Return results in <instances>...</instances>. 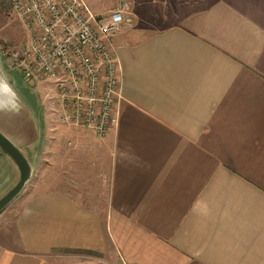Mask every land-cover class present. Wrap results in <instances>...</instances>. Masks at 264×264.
I'll return each mask as SVG.
<instances>
[{"label":"crops","instance_id":"crops-1","mask_svg":"<svg viewBox=\"0 0 264 264\" xmlns=\"http://www.w3.org/2000/svg\"><path fill=\"white\" fill-rule=\"evenodd\" d=\"M190 4L116 35V128L65 125L64 182L51 141L50 177L22 199L13 244L0 232V264H264V0ZM8 71L23 78L0 57V126L20 125L34 171L46 123L15 119L37 113Z\"/></svg>","mask_w":264,"mask_h":264},{"label":"built area","instance_id":"built-area-1","mask_svg":"<svg viewBox=\"0 0 264 264\" xmlns=\"http://www.w3.org/2000/svg\"><path fill=\"white\" fill-rule=\"evenodd\" d=\"M26 39L1 48L9 66L28 79L56 87L58 121L105 137L116 128L121 66L114 40L134 21L124 2L97 13L85 0H13Z\"/></svg>","mask_w":264,"mask_h":264},{"label":"rangeland","instance_id":"rangeland-1","mask_svg":"<svg viewBox=\"0 0 264 264\" xmlns=\"http://www.w3.org/2000/svg\"><path fill=\"white\" fill-rule=\"evenodd\" d=\"M13 0H0V51L1 48L14 47L26 39V32L21 24V22L16 18L12 9ZM88 6L97 13L110 12L114 9L120 7L124 2L129 6L130 11L134 14V21L132 26L135 24L145 25L147 27H154L152 25L158 24V26H165L174 21H177L178 17L175 14L178 6L182 4H187L189 1L190 5L198 7L203 5L207 0H85ZM147 30V31H146ZM139 32V35H145L151 30L146 29ZM1 59L3 57L0 54ZM9 76L12 74L8 71ZM16 80V87L18 89L19 96L23 97L24 102L22 105L27 108L30 105L34 108L36 114L35 116L24 113L21 107L17 108V112H14L15 119L27 122L26 124L32 125L35 123H40L39 120L46 123V127L43 126L46 132L45 142L42 148V153L40 155V163L38 167L34 168L31 179L25 186L23 191L0 213V232L6 239V242L13 244V239H16V228L15 220L21 209V202L24 198L27 190H29L33 184L40 178L48 180L50 177V165L52 164V158L50 157V144L51 141L57 144L58 154L61 157L60 170L57 174L60 176L61 180L64 182V158L65 151L71 149L68 144V138H65L67 132V127L62 126L58 121V104H57V94L56 87L54 83L49 79H40L37 81L28 80L22 78L19 74L12 75ZM17 81H19L17 83ZM24 84V87L21 83ZM20 83V84H19ZM3 87H7V84H2ZM23 87V89H22ZM32 101V102H30ZM35 102V104H34ZM30 104V105H29ZM39 107V109L36 107ZM32 111V110H31ZM19 112V113H18ZM32 114V113H31ZM17 115L19 117H17ZM20 125L16 127L15 123H9L4 126H0V130L6 134L18 147H20L23 152L28 156L31 164L36 166V159L33 160L31 154H28L27 149L23 147L21 139L26 137L25 134H20ZM42 130V129H41ZM31 131L33 129L31 128ZM58 133L56 139H50L52 134ZM33 135L32 133H29ZM55 153L53 149V167L55 165ZM39 158V156H38ZM51 158V159H50ZM6 161V163H5ZM7 165V163H9ZM78 163V162H77ZM13 164V165H12ZM14 161L0 148V198L4 196L19 180L20 173L19 170L14 169ZM16 166V165H15ZM79 163L77 165L76 171L79 173ZM55 172L53 171V176ZM49 182V181H47ZM61 182V183H63ZM101 186L104 190L108 186V177L106 174L102 175L100 181ZM28 188V189H27ZM11 241V242H10Z\"/></svg>","mask_w":264,"mask_h":264},{"label":"water","instance_id":"water-1","mask_svg":"<svg viewBox=\"0 0 264 264\" xmlns=\"http://www.w3.org/2000/svg\"><path fill=\"white\" fill-rule=\"evenodd\" d=\"M0 148L15 162L20 171L18 182L0 198V213L23 191L33 174V167L20 147L0 130Z\"/></svg>","mask_w":264,"mask_h":264}]
</instances>
